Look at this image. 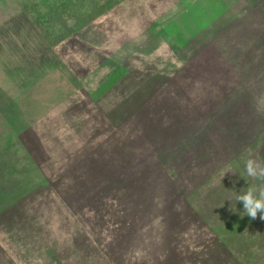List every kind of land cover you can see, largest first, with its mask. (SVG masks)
Instances as JSON below:
<instances>
[{"label": "rangeland", "instance_id": "obj_1", "mask_svg": "<svg viewBox=\"0 0 264 264\" xmlns=\"http://www.w3.org/2000/svg\"><path fill=\"white\" fill-rule=\"evenodd\" d=\"M250 156L264 0H0V264H264Z\"/></svg>", "mask_w": 264, "mask_h": 264}, {"label": "clouds", "instance_id": "obj_2", "mask_svg": "<svg viewBox=\"0 0 264 264\" xmlns=\"http://www.w3.org/2000/svg\"><path fill=\"white\" fill-rule=\"evenodd\" d=\"M244 170L248 178L260 183L248 186L236 196V202L243 205L241 216L247 215L255 220L259 214V218L264 220V160L250 156L245 160ZM227 172L235 174L230 168Z\"/></svg>", "mask_w": 264, "mask_h": 264}]
</instances>
